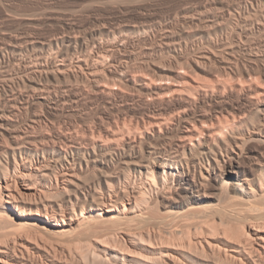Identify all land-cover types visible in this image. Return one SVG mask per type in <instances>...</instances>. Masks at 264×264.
Returning <instances> with one entry per match:
<instances>
[{
    "label": "bare ground",
    "instance_id": "1",
    "mask_svg": "<svg viewBox=\"0 0 264 264\" xmlns=\"http://www.w3.org/2000/svg\"><path fill=\"white\" fill-rule=\"evenodd\" d=\"M209 3L185 21L204 45L162 35L182 69L135 47L147 28L34 59L0 32V264H264V0ZM99 96L110 110L68 120Z\"/></svg>",
    "mask_w": 264,
    "mask_h": 264
},
{
    "label": "rangeland",
    "instance_id": "2",
    "mask_svg": "<svg viewBox=\"0 0 264 264\" xmlns=\"http://www.w3.org/2000/svg\"><path fill=\"white\" fill-rule=\"evenodd\" d=\"M206 1L207 0H135V1L134 0H119V1H116V0H86V1L85 0L84 1L83 0H0V29H1L0 32L20 34V36L22 35L21 36L22 39L24 40V42L26 41L24 46L27 44V39H28V42L29 40L31 41L33 40L32 42L30 41L29 45L27 44V46H29V49H32L33 44L37 45V42H38L39 50L45 48L47 49L45 54H48L50 50H53L54 52L57 51L60 48V46H62L61 40L68 35L76 36L80 40H83V41L85 40L88 42L91 41L90 39H92V36H95V38H97L98 40H105V39L114 40V39H120V36L122 38L123 36L125 37L129 34H130L129 36L136 38L138 37V35H140V33L142 34L144 32L142 31L144 28L145 29L147 28V30L149 31L151 30L152 32L151 39L146 40L145 43L143 41L142 44H137L135 45V47H140L141 45L142 48L143 47L145 48V47H151L152 45H154V48H155L153 49L154 51L153 50H152L153 52L149 51V54H146L147 57L149 55V57H151V60L153 61L155 60L156 64L158 65L160 64L161 66H163L164 64L165 68H169L170 67L169 65H172V66L176 65L175 67L176 69L177 68L182 69L181 67L183 66H182L181 61L183 60L181 58H177L173 56V51L168 50L169 47L165 45L166 40H162L163 39L162 35L163 36L164 34L166 35L167 32L168 34L173 35V37L175 38L174 40L178 44V45L176 44L177 47H179L180 44L189 45V46L191 45L195 46L194 44L204 45L206 42H203V40H207L206 37L208 38L209 36L207 35L209 34H204V35L197 34L198 31L196 30H198V28L196 29V26L194 25V23L191 24L189 21H191L190 19L193 18L192 15L195 14L194 15V18H195V16L196 17L200 16V13L205 12L203 11L205 10L203 8L204 7L203 5L205 3L210 1L209 4H211L214 0H208L207 2ZM221 2L223 4L220 3L218 5L212 6L214 7L215 12L217 9V13H224V12L229 13L230 10L233 11L234 13L235 12L237 13L240 10L237 7L239 6L237 5L238 4L237 0H234V1L232 0L222 1L221 0ZM193 7H195V9ZM13 15H15V18ZM207 15L209 14H205L204 16H207ZM186 20H189V21H187L186 23L185 22ZM28 21H30V23ZM34 24L36 26H34ZM107 29H110L111 32L109 33ZM1 35L2 33H0V37H1L0 40L4 36V35L2 36ZM213 35L214 36L212 37H217V35L215 34ZM200 36L202 39L200 38ZM202 36H205L204 37L205 39ZM35 38H36V41H35ZM57 38H60V39L62 38L61 40L59 39V48H58V44L56 45V42H55L56 40H58ZM3 40L5 39L3 38L0 41V46L3 45L4 43ZM41 40H43V43L41 42ZM44 41H45V44L47 43L46 45L44 44ZM48 42L53 43V45H51ZM31 43H33L32 46H31ZM48 45L50 47L54 46V48L56 46L57 49H54L53 47L49 48ZM92 45L93 44L91 42L89 45L90 47H87V48L85 47L83 49V52L84 53L93 52L95 57L101 60V58H99L100 57L99 55H102V54L100 53L97 54L96 48L94 47V45L92 47ZM74 47L75 46L71 47L72 51L70 50V52L75 53L76 55L79 54L78 53L80 52V48L78 50L79 46L77 48H74ZM165 47L167 48L165 49ZM142 48H138L137 50L142 51L144 54L145 49H142ZM29 49L28 50L25 49V52H26L25 54H27V56L29 57L32 56L35 58L34 55L37 56L40 53L39 50L34 51L33 49L32 50H29ZM76 49L78 50L77 53L74 52L76 51ZM27 51L29 54L27 53ZM53 51H51L50 53H54ZM30 52L31 53L33 52V53L31 54ZM241 54L243 55L242 52L238 53V56L243 57L241 56ZM107 56L108 55H106V57L104 56L106 60H108V58L110 57V56L108 57ZM32 57L30 59H34ZM170 58L174 59L173 60L174 62ZM169 59L171 60L172 63L170 62ZM140 62H141V59H137V60L130 62V65L132 63L131 66L134 65L135 67V68L133 67L134 70L132 69L133 73H135L136 71V74H140V72H142L144 74L145 73L146 74L150 73V75L153 74V76L155 75L156 78H162V76L163 78L165 77L163 72H160V71L155 72V71H152V69H150L151 70L150 71L148 67L147 69L146 67H140L141 65ZM74 68L75 67H72L73 70ZM106 78H107L106 80L103 79L106 83L109 81L111 82L112 79H109L108 77ZM75 81L78 82L77 80L72 79V82H74V84H77ZM104 81L103 83H105ZM105 101H106V98L102 96H99L94 99H91V98L84 99L77 107L80 111L79 115L75 114V115L70 116L69 119L68 118L67 119L69 121H73V123L75 124H82L81 122H83L84 124L85 123L84 120L87 121L86 123H89L90 121H92L93 117L91 116H94L97 107H98V110H101V109H105L108 106V104ZM130 102L133 103L131 100H129V103ZM127 106L128 104H126V107L125 105H123V107L122 106L120 107L121 109L126 108L124 111L122 109L123 114H127V109H128ZM106 109L110 110L111 108H109L108 106ZM87 118H89L88 119L89 121L87 120ZM63 119L65 118L63 117Z\"/></svg>",
    "mask_w": 264,
    "mask_h": 264
}]
</instances>
